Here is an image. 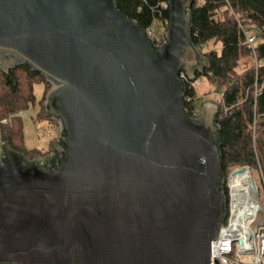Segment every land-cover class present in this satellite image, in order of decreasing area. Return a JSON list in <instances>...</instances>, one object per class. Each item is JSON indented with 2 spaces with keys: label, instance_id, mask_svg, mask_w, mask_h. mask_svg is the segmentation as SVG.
Masks as SVG:
<instances>
[{
  "label": "water",
  "instance_id": "1",
  "mask_svg": "<svg viewBox=\"0 0 264 264\" xmlns=\"http://www.w3.org/2000/svg\"><path fill=\"white\" fill-rule=\"evenodd\" d=\"M193 0H169L157 47L115 0H0V69L52 88V155L0 146V264H220L227 219L219 107L185 110ZM245 170V169H242Z\"/></svg>",
  "mask_w": 264,
  "mask_h": 264
},
{
  "label": "trees",
  "instance_id": "2",
  "mask_svg": "<svg viewBox=\"0 0 264 264\" xmlns=\"http://www.w3.org/2000/svg\"><path fill=\"white\" fill-rule=\"evenodd\" d=\"M115 1L118 9L146 33L155 29L157 22L163 23L165 30L168 28L169 0ZM201 1L193 0L191 8V43L207 63L202 73H196V81L204 78L215 90L221 91L216 124L219 126L223 177L227 180L231 172L250 168L259 179H264V0ZM163 4H167V8ZM242 25L249 27L257 42L261 40L260 44L249 48ZM163 35L158 33L160 37ZM212 42L222 44L220 52L202 50ZM184 81L183 105L191 116L201 110L193 87L196 81L187 77ZM42 83L46 91L39 120L48 119L58 126L47 117L46 93L52 86L41 74L27 65L8 72L0 69V146L10 144L22 151L29 164L45 155L25 149L23 117L18 114L35 103V85Z\"/></svg>",
  "mask_w": 264,
  "mask_h": 264
},
{
  "label": "built area",
  "instance_id": "3",
  "mask_svg": "<svg viewBox=\"0 0 264 264\" xmlns=\"http://www.w3.org/2000/svg\"><path fill=\"white\" fill-rule=\"evenodd\" d=\"M241 29L249 48H253L256 37L250 34L247 25H242ZM147 34L157 47L165 43V32L163 37L158 38L155 29L151 28ZM180 78L186 79L184 74ZM197 85L194 83L193 87L196 89ZM187 101L190 102V99ZM18 117H24V113L18 114ZM190 117L198 120L200 113L195 112ZM244 169L252 174L250 168ZM240 171L243 170L233 171L226 180L227 219L218 239L211 244V258H217L220 264H264V179L260 178L258 183L252 176V182L246 187L238 186L234 175Z\"/></svg>",
  "mask_w": 264,
  "mask_h": 264
},
{
  "label": "rangeland",
  "instance_id": "4",
  "mask_svg": "<svg viewBox=\"0 0 264 264\" xmlns=\"http://www.w3.org/2000/svg\"><path fill=\"white\" fill-rule=\"evenodd\" d=\"M163 7L166 8L167 4H163ZM155 30L156 37H158V33H164L165 29L163 23L157 22L155 25ZM260 42L261 40L256 43V46L260 44ZM210 49H215L220 52L222 49V44L218 43L215 45V43L212 42L202 50L205 51ZM195 83H198L195 90L199 98L197 106H200V115L203 114L206 103H215L218 105V107H220V101L222 99L220 90H215V88L204 78L198 79ZM45 91V84L42 83L35 85L34 92L36 101L34 104H31V108L29 110H25L23 112L24 117L22 119L24 129V147L28 152H38L44 154L45 157L42 158V161L52 155V146L56 143V141L59 140L60 136L59 125L56 126L48 119L39 120V116L41 114V103ZM50 91H47L46 93L45 106ZM252 176L257 180V182L259 181V177L255 172H252Z\"/></svg>",
  "mask_w": 264,
  "mask_h": 264
},
{
  "label": "bare ground",
  "instance_id": "5",
  "mask_svg": "<svg viewBox=\"0 0 264 264\" xmlns=\"http://www.w3.org/2000/svg\"><path fill=\"white\" fill-rule=\"evenodd\" d=\"M252 180H253L252 174L247 169L246 170H243V171H240V172H237L234 175V182L238 186L239 185H244L245 186V185L251 183Z\"/></svg>",
  "mask_w": 264,
  "mask_h": 264
},
{
  "label": "crops",
  "instance_id": "6",
  "mask_svg": "<svg viewBox=\"0 0 264 264\" xmlns=\"http://www.w3.org/2000/svg\"><path fill=\"white\" fill-rule=\"evenodd\" d=\"M59 135H60V131H59ZM60 137V136H59ZM57 142V141H56Z\"/></svg>",
  "mask_w": 264,
  "mask_h": 264
}]
</instances>
